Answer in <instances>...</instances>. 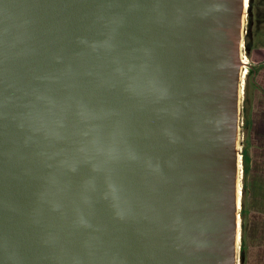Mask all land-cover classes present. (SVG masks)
<instances>
[{"label":"water","instance_id":"1","mask_svg":"<svg viewBox=\"0 0 264 264\" xmlns=\"http://www.w3.org/2000/svg\"><path fill=\"white\" fill-rule=\"evenodd\" d=\"M242 2L0 0V264L236 263Z\"/></svg>","mask_w":264,"mask_h":264},{"label":"rangeland","instance_id":"2","mask_svg":"<svg viewBox=\"0 0 264 264\" xmlns=\"http://www.w3.org/2000/svg\"><path fill=\"white\" fill-rule=\"evenodd\" d=\"M249 6L248 15L246 18L247 20L245 23L246 33L244 37V52L248 63L246 64L247 72L244 75L245 79L243 78V96L247 95L248 102L246 105V115L243 114L241 107L240 137L242 139L241 149L244 146L249 151L250 157H252L251 154H253V149L249 138L246 136L248 127L243 125V117L251 120L253 116L256 115L254 112V100L258 97L256 87L253 85L254 81H252V74L248 73V69L249 67L259 68L261 66V73H264V0H250ZM247 39H249L250 42L249 49L245 46V41ZM254 80L257 82L256 75ZM243 96L241 106L243 105ZM263 190L264 183L262 179L259 180V178H255L254 182H251V179H249L246 186V191L245 193L242 192L241 195V201H245V208L247 211L245 221V224L247 225L245 238L247 247L245 250L246 259L244 264H264ZM239 247L236 253V264H241ZM258 257L263 258L262 263L257 260Z\"/></svg>","mask_w":264,"mask_h":264},{"label":"trees","instance_id":"3","mask_svg":"<svg viewBox=\"0 0 264 264\" xmlns=\"http://www.w3.org/2000/svg\"><path fill=\"white\" fill-rule=\"evenodd\" d=\"M249 5H250V1H249ZM250 7V6H249ZM248 34V33H247ZM247 36V35H246ZM249 45H250V42H249V39H247L245 41V46L246 48L249 49ZM261 68V66L259 68H255V67H249L248 69V73L252 74V81L253 82V85L259 89L258 85H257V82H255L254 80V77L256 75V73L258 72V70ZM262 89V88H260ZM247 102H248V98H247V95L244 96L243 98V105H242V112L244 115H246V105H247ZM242 114V115H243ZM243 117V125H245L247 128V132H246V136L249 138V141H250V135H251V120L247 119ZM250 129V130H249ZM249 130V131H248ZM241 161H242V192L245 193L246 191V186H247V183H248V180L251 179V172L253 171H258L257 169L260 168L261 170L264 171V161L261 163L262 160L260 161H257L258 160V157H255L254 160H251V157H250V154H249V151L243 146L241 151ZM262 159V158H261ZM253 161V163H252ZM260 172H263L261 171ZM258 175V174H257ZM256 178H259V177H256ZM260 178H262V181L264 183V174H261ZM263 192V199H264V190L262 191ZM246 208H245V201H241V208H240V219H241V224H240V227H241V236H240V260H241V264H244L245 263V259H246V256H245V250H246V247H247V244H246V228H247V225L245 224V221H246Z\"/></svg>","mask_w":264,"mask_h":264},{"label":"bare ground","instance_id":"4","mask_svg":"<svg viewBox=\"0 0 264 264\" xmlns=\"http://www.w3.org/2000/svg\"><path fill=\"white\" fill-rule=\"evenodd\" d=\"M249 1L250 0H243L242 2V17L240 21V45H239V63H238V72H239V91H238V99H239V121H238V137H237V158H238V174H237V190H236V197H237V212H238V225H237V246L239 247V240H240V224H241V219H240V208H241V195H242V164H241V137H240V131H241V125H240V112H241V103H242V96L243 94V78L245 73L247 72V66L246 64L248 63L247 57L244 52V37L246 33V18L248 15V9H249ZM245 79V78H244ZM244 97V96H243ZM237 257V256H236ZM236 264V263H235Z\"/></svg>","mask_w":264,"mask_h":264},{"label":"crops","instance_id":"5","mask_svg":"<svg viewBox=\"0 0 264 264\" xmlns=\"http://www.w3.org/2000/svg\"><path fill=\"white\" fill-rule=\"evenodd\" d=\"M261 71L262 69H259L256 73L257 85L259 89L256 88L258 97L254 100V112L256 115L251 119L250 143L253 149L251 160H254L255 157H258L257 161L262 160V163L264 161V73H261ZM257 170L258 171L251 172V182H254L256 177H259V180L262 179L260 176L261 174H264V171L260 168ZM260 170L263 172H260ZM257 260L262 263L263 258L258 257Z\"/></svg>","mask_w":264,"mask_h":264}]
</instances>
